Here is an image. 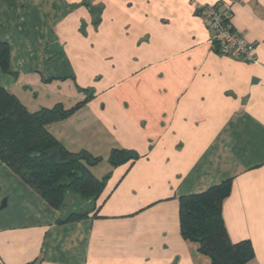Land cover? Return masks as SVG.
I'll list each match as a JSON object with an SVG mask.
<instances>
[{
	"label": "crops",
	"instance_id": "1",
	"mask_svg": "<svg viewBox=\"0 0 264 264\" xmlns=\"http://www.w3.org/2000/svg\"><path fill=\"white\" fill-rule=\"evenodd\" d=\"M227 1L0 0L15 71L0 86L34 112L90 89L48 129L110 165L96 200L55 209L0 160V264H213L183 237L179 199L227 179L229 236L264 264V0L231 8L256 62L213 49L197 8ZM113 149L136 158L113 166Z\"/></svg>",
	"mask_w": 264,
	"mask_h": 264
},
{
	"label": "trees",
	"instance_id": "2",
	"mask_svg": "<svg viewBox=\"0 0 264 264\" xmlns=\"http://www.w3.org/2000/svg\"><path fill=\"white\" fill-rule=\"evenodd\" d=\"M223 3L214 5L231 23V10ZM208 6L197 8L203 17ZM234 28V26H233ZM219 39H212L213 49L223 52ZM12 48L9 42L0 43V68L15 73L11 66ZM85 105L79 101L70 108L58 103L50 108L30 111L13 93L0 86V160L23 182L55 209L64 207L67 193H79L83 198L96 200L102 193L108 175L99 179L91 167L102 157L87 151H70L49 129L48 125L68 119ZM132 158V151L113 149L108 161L117 166ZM231 192V179L208 190L180 197L181 232L184 238L197 242L201 253L212 258L213 264H247L254 259L250 241L233 242L223 217V203ZM88 212L74 211L61 223L78 221Z\"/></svg>",
	"mask_w": 264,
	"mask_h": 264
},
{
	"label": "built area",
	"instance_id": "3",
	"mask_svg": "<svg viewBox=\"0 0 264 264\" xmlns=\"http://www.w3.org/2000/svg\"><path fill=\"white\" fill-rule=\"evenodd\" d=\"M239 1L241 0H229L223 3V7L226 11H229L232 8V4ZM203 15L211 30L212 39L221 41V48L224 53L246 62L257 61V44L247 40L231 24L224 22L222 13L214 5L208 6L203 11Z\"/></svg>",
	"mask_w": 264,
	"mask_h": 264
},
{
	"label": "rangeland",
	"instance_id": "4",
	"mask_svg": "<svg viewBox=\"0 0 264 264\" xmlns=\"http://www.w3.org/2000/svg\"><path fill=\"white\" fill-rule=\"evenodd\" d=\"M77 87V86H76ZM78 88V87H77ZM90 89H88V88H81V93H83V95H82V98L81 99H79V100H77V101H66L65 102V104H66V106H69V107H66V108H70V107H72L73 105H75L77 102H79L80 100H84L85 101V103H87L88 101H90V97H89V95H90ZM72 99H76V98H72ZM83 107V106H82ZM81 107V108H82ZM92 169V171H93V174L96 176V177H99V178H101L102 176H104L108 171H109V169H110V165L108 164V162L105 160V161H102L101 163H99V165H98V167L97 168H95V167H93V168H91ZM67 197V196H66ZM75 199V196H74V194H70V197L67 199L66 198V200H65V204H73V200ZM83 200H80V202H75L76 203V205H79L80 203H83L82 202ZM74 203V204H75ZM80 209V208H79ZM80 211V210H79Z\"/></svg>",
	"mask_w": 264,
	"mask_h": 264
},
{
	"label": "water",
	"instance_id": "5",
	"mask_svg": "<svg viewBox=\"0 0 264 264\" xmlns=\"http://www.w3.org/2000/svg\"><path fill=\"white\" fill-rule=\"evenodd\" d=\"M6 204H7V203H6V201L4 200L3 203H2V205L0 206V209L3 208V207H5Z\"/></svg>",
	"mask_w": 264,
	"mask_h": 264
}]
</instances>
